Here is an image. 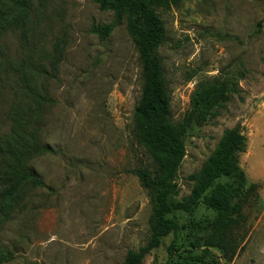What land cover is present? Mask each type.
I'll return each mask as SVG.
<instances>
[{
	"label": "rangeland",
	"instance_id": "1",
	"mask_svg": "<svg viewBox=\"0 0 264 264\" xmlns=\"http://www.w3.org/2000/svg\"><path fill=\"white\" fill-rule=\"evenodd\" d=\"M159 12L173 120L184 118L200 82L230 88L218 116L186 130L174 198L192 192L191 176L234 127L248 138L240 165L253 186L240 199L234 231L243 238L231 260L218 247L192 244L216 214L204 202L172 214L189 226L181 248L203 264H264V0H181ZM110 23L106 37L92 30ZM143 81L126 20L96 0H0V136L20 106L29 132L53 149L30 162L44 185L0 212V251L9 253L0 264H122L147 243L153 203L136 168L153 159L134 135ZM173 236L142 264L170 260Z\"/></svg>",
	"mask_w": 264,
	"mask_h": 264
},
{
	"label": "trees",
	"instance_id": "2",
	"mask_svg": "<svg viewBox=\"0 0 264 264\" xmlns=\"http://www.w3.org/2000/svg\"><path fill=\"white\" fill-rule=\"evenodd\" d=\"M181 0H96L103 10H112L117 21L125 19L143 69L140 100L134 111V135L153 159V163L136 168V174L153 203L151 233L146 244L130 249L122 264H142L145 256L160 246L164 237L173 233L168 246L170 260L161 264H203L201 256H187L181 246L186 228L172 217L174 212L193 211L204 202L215 216L203 223L208 233L192 241L193 246L218 247L231 260L243 236L234 231L242 217V203L253 188L248 185L240 155L247 149L248 138L238 127L224 132L216 148L201 169L191 176L194 187L189 195L175 199L178 170L186 154L185 133L193 123H203L221 113L229 99V87L216 80L202 81L195 89L190 109L180 121L171 113V93L164 76L158 49L166 40V27L159 8L177 5ZM114 23L93 27L102 37L110 34ZM31 118L22 107L14 109L12 126L0 136V212L30 188L43 186V179L30 167L39 153L53 149L29 132ZM222 179H227L222 181ZM9 258L0 251V262Z\"/></svg>",
	"mask_w": 264,
	"mask_h": 264
},
{
	"label": "water",
	"instance_id": "3",
	"mask_svg": "<svg viewBox=\"0 0 264 264\" xmlns=\"http://www.w3.org/2000/svg\"><path fill=\"white\" fill-rule=\"evenodd\" d=\"M242 133H244V131H242Z\"/></svg>",
	"mask_w": 264,
	"mask_h": 264
}]
</instances>
